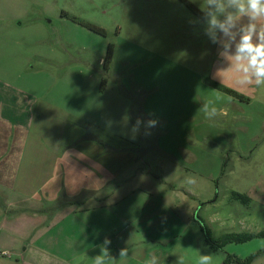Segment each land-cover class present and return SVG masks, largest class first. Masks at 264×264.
<instances>
[{
	"label": "rangeland",
	"instance_id": "374dc122",
	"mask_svg": "<svg viewBox=\"0 0 264 264\" xmlns=\"http://www.w3.org/2000/svg\"><path fill=\"white\" fill-rule=\"evenodd\" d=\"M187 1L200 11L202 0ZM200 18L180 0H0V76L22 87L29 72L30 83L39 84L47 71L65 74L77 61L103 71L95 55L113 45L108 80L115 70L121 73L114 81H122L130 100L126 120L133 128L139 118V133H160L144 139L140 167L166 195L163 209L174 208L179 219L170 223L178 232L152 239L176 243L178 262L171 264H199L203 254L211 257L210 264L259 254L251 264H264V87L232 81L230 62H221ZM218 87L238 94L243 88L245 103ZM205 103L217 109L216 116L200 110ZM148 112L158 119H149ZM149 120L157 122L153 128ZM96 123L108 128L101 119ZM162 141L168 153L157 148ZM233 192L250 202L232 199ZM201 219L215 239L229 233L262 235L213 251ZM141 239L152 240L145 234ZM186 251L194 253L183 261L180 254Z\"/></svg>",
	"mask_w": 264,
	"mask_h": 264
},
{
	"label": "crops",
	"instance_id": "0c3cea01",
	"mask_svg": "<svg viewBox=\"0 0 264 264\" xmlns=\"http://www.w3.org/2000/svg\"><path fill=\"white\" fill-rule=\"evenodd\" d=\"M107 48L95 55L99 66ZM31 74L22 87L0 76V264H94L106 237L115 264H145L153 255L158 264L178 262L174 241L153 239L178 232L170 223L179 219L174 208L163 209L166 195L140 167L144 139L160 133L132 131L130 100L114 81L121 73L109 75L104 90L102 70L89 61L65 74L47 71L39 84ZM157 148L170 151L163 141ZM125 247L128 256L119 260Z\"/></svg>",
	"mask_w": 264,
	"mask_h": 264
},
{
	"label": "clouds",
	"instance_id": "9594fccd",
	"mask_svg": "<svg viewBox=\"0 0 264 264\" xmlns=\"http://www.w3.org/2000/svg\"><path fill=\"white\" fill-rule=\"evenodd\" d=\"M200 11L203 32L212 44L218 46L221 62H230L229 68L237 73L236 83L264 87V0H202ZM200 110L208 118L217 115V109L211 103H205ZM140 123L138 118L132 129L134 133ZM156 123L149 120L147 126L153 127ZM110 244L111 240L106 237L100 246V254L93 259L94 264H115ZM127 256L128 249L121 248L119 260ZM210 260L209 255L203 254L199 264H210ZM145 264H158V258L150 256Z\"/></svg>",
	"mask_w": 264,
	"mask_h": 264
},
{
	"label": "trees",
	"instance_id": "16d2710c",
	"mask_svg": "<svg viewBox=\"0 0 264 264\" xmlns=\"http://www.w3.org/2000/svg\"><path fill=\"white\" fill-rule=\"evenodd\" d=\"M180 1L183 2L185 4V6H187L189 9H191V11L196 16L202 17V13L198 9H196L192 4H190L189 1H187V0H180ZM81 25L93 33H96L98 35H105V32L101 28H98L95 25L84 24V23H81ZM114 52H115L114 46L109 45L105 59H104V62H103V71L102 72L104 74H108L110 71V66H111V63H112V60L114 57ZM107 82H108V75L107 76L104 75L101 78V87H100L101 90L105 89ZM218 89L220 91L226 93L227 95H229L235 99H238L241 102H244L243 95L238 94V93H236V92H234L228 88H225V87H218ZM232 199L239 200L244 204H247L250 202V198L248 196L237 193V192L232 193ZM200 223L202 224V228L206 229V240H205V242H206V244H208L209 248L213 251H217V250L221 249L225 244H228V243L243 244V243L251 241L255 237L262 235V234L256 235L253 233H240V234L229 233V234L223 235L220 238L215 239V238H213L212 233L207 230V226L205 225V221L202 220ZM258 256H259V254L254 256V257L248 258V259H239V258L234 257V256H229V257H227V260H225L224 264H251Z\"/></svg>",
	"mask_w": 264,
	"mask_h": 264
}]
</instances>
